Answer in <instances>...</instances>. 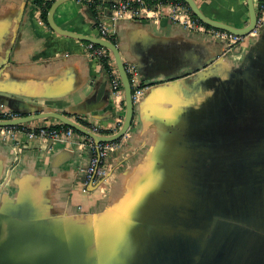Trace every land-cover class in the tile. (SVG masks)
I'll return each instance as SVG.
<instances>
[{
    "label": "water",
    "instance_id": "obj_1",
    "mask_svg": "<svg viewBox=\"0 0 264 264\" xmlns=\"http://www.w3.org/2000/svg\"><path fill=\"white\" fill-rule=\"evenodd\" d=\"M70 1L55 0L47 24L61 36L111 51L124 88L122 125L112 135L94 134L76 120L89 111L77 107L62 114L35 106L4 90L0 80V117L17 116L0 119V127L43 128L51 125L40 123L55 120L100 144L131 140L140 122L141 149L133 164L88 186L94 193L111 182L101 208L90 212L78 205L69 213L56 206L51 177L19 172L23 146L0 139V264H264V24L239 60L231 59L237 47L225 42L220 62L161 82L159 106L150 110L155 95L149 94L159 83L145 86L134 102L118 40L82 36L56 24L57 9ZM183 1L210 28L243 38L256 30L254 0H247L249 24L243 29L208 18L198 0ZM87 14L94 25L102 19ZM9 62L7 57L0 63V77ZM100 65L112 96L110 74ZM48 144L79 157L83 183L90 153Z\"/></svg>",
    "mask_w": 264,
    "mask_h": 264
},
{
    "label": "crops",
    "instance_id": "obj_2",
    "mask_svg": "<svg viewBox=\"0 0 264 264\" xmlns=\"http://www.w3.org/2000/svg\"><path fill=\"white\" fill-rule=\"evenodd\" d=\"M263 1L254 0L257 11ZM198 3L204 15L214 21L236 29L249 24L247 0H198ZM87 10L82 0L70 1L57 9L54 19L63 30L100 38ZM171 11L166 7V14L159 20L121 19L115 25L122 60L137 68L143 86L159 83L149 94L155 95L150 110L159 106L157 103L165 86L161 82L207 69L220 62L226 51L223 40L208 30L188 31L169 17ZM111 18L107 20L110 22ZM255 41L252 36L244 38L231 59L239 60ZM7 57L10 62L2 69L0 77L4 90L18 92L23 97L20 100L62 114L77 107L89 111L85 116L87 122L101 128L105 135L119 130L125 117V97L119 99L120 108H117L102 66L88 56V43L52 31L32 0H0V63ZM160 90L162 92L156 95ZM39 125L56 126L58 122L52 120ZM141 126L139 122L132 133L134 138L129 141L127 138L122 151L111 156L109 164L116 170L137 160L142 142ZM24 144L23 140L19 172L51 177L58 209L76 213L78 205H82L91 212L104 205L111 182L92 194H82L77 171L79 157H71L58 145ZM0 151L5 152L1 147ZM11 152L16 153L12 148Z\"/></svg>",
    "mask_w": 264,
    "mask_h": 264
},
{
    "label": "built area",
    "instance_id": "obj_3",
    "mask_svg": "<svg viewBox=\"0 0 264 264\" xmlns=\"http://www.w3.org/2000/svg\"><path fill=\"white\" fill-rule=\"evenodd\" d=\"M139 4L135 7L134 4ZM166 7L172 9L169 13V17L175 22L180 23L186 29L191 31H205L208 30L213 36L219 38L227 43L228 48L231 49L240 44L244 38L233 35L231 33L208 29L201 24L199 20H195L188 10L182 5H169L162 6L158 5L153 8H149L145 4V0H118L115 2V7L112 11L111 21L105 19L107 15L105 12L102 13L100 23L98 24V33L100 38L112 41L115 37L114 23L121 19H149L159 20L166 14ZM258 22L256 30L250 36L257 35L258 29L264 24V1L263 5L257 11ZM113 42V41H112ZM88 56L90 59L95 60L101 64V60H106L110 67L111 77V91L112 96L115 98V106L120 108L119 99L124 97V88L116 67L115 59L110 50L100 47L94 44L88 43ZM126 72L129 75L132 87H133V100L137 102L143 97L147 87L143 86L138 78V70L134 65H126ZM17 117L9 113H5L2 119L7 120ZM80 119L87 123V128L91 132L97 135H105L101 128L95 125H91L87 122L85 117ZM59 128L55 126L27 129L25 127H0V139L7 144L13 146L21 145L24 140L26 146L28 144H35L36 142L48 143L54 141L57 143H64L67 149L77 150L80 153H90V163L88 169L85 171L86 176L83 183L80 184L81 193L84 195L92 194L88 190V186H96L103 181L108 180L110 173H114L116 170L115 166L109 164L111 156L119 151L126 138L114 142V143H100L96 144L93 139L88 138L74 129L67 127L62 124Z\"/></svg>",
    "mask_w": 264,
    "mask_h": 264
},
{
    "label": "trees",
    "instance_id": "obj_4",
    "mask_svg": "<svg viewBox=\"0 0 264 264\" xmlns=\"http://www.w3.org/2000/svg\"><path fill=\"white\" fill-rule=\"evenodd\" d=\"M55 2V0H32V4L34 5L35 8H37L38 10H40L41 12V18L43 19V21L47 24V15L48 12L52 6V4ZM82 2H84L89 10H91L92 14L94 15V17L98 20L100 18V16L102 15V13L106 10V11H110L112 12L114 7H115V2L114 0H82ZM145 4L147 7L149 8H153L156 7L158 5H162V6H169V5H182L183 7H185L188 12L192 15V17L195 20H198L190 11L189 7L185 4V2L183 0H145ZM135 7H138L139 4L135 3L134 4ZM100 23V21H99ZM98 23V24H99ZM98 24L95 25V28H98ZM203 26H205L208 29H213L210 28L206 25H204L203 23H201ZM217 30V29H216ZM113 42H116V35L115 37L112 38ZM101 64L103 65L104 69L110 74V67L107 64L106 60H101ZM0 119H2V117H0ZM77 122H79L82 126L87 127V123L82 121L80 119V117L76 118ZM23 128V126H18ZM55 127L59 128L60 125H56Z\"/></svg>",
    "mask_w": 264,
    "mask_h": 264
}]
</instances>
